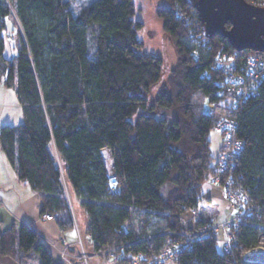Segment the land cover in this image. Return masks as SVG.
I'll return each instance as SVG.
<instances>
[{
    "label": "trees",
    "instance_id": "1",
    "mask_svg": "<svg viewBox=\"0 0 264 264\" xmlns=\"http://www.w3.org/2000/svg\"><path fill=\"white\" fill-rule=\"evenodd\" d=\"M165 1L157 16L178 61L151 103L164 63L143 51L134 0H96L77 15L73 0H0V77L15 89L24 117L17 127H0V150L18 179L40 195L41 214L50 213L64 232L76 231L77 200L96 253L108 247L121 261L160 255L176 241L185 212L214 214L199 210L216 166L209 141L215 121L203 109L220 90L215 59L233 48L206 34L192 0ZM245 1L264 6V0ZM10 26L18 45L13 60L4 57ZM157 108L173 115L158 117ZM242 110L243 148L233 172L264 207V83ZM136 214L146 222L157 217L161 226L141 237L133 229ZM234 230L240 255L258 244L264 220ZM21 254L56 264L32 225L0 234L2 257ZM177 264L234 263L217 251V236H205Z\"/></svg>",
    "mask_w": 264,
    "mask_h": 264
},
{
    "label": "built area",
    "instance_id": "2",
    "mask_svg": "<svg viewBox=\"0 0 264 264\" xmlns=\"http://www.w3.org/2000/svg\"><path fill=\"white\" fill-rule=\"evenodd\" d=\"M261 7L264 8V6ZM214 68L221 73L222 81L217 99L210 106L209 115L215 121V129L221 134L222 147L216 161L213 182L222 188L230 209L234 213L233 218L216 224V217H206L198 210H190L180 216L182 232L173 234L177 236L176 241L168 245L160 255L148 258L135 256L121 261V255L104 247L95 255L103 256L102 264H108V260L109 264H177L180 255L191 249L196 240L220 234L224 237L223 253L230 257L234 264H264V235L260 237L256 246L240 255L235 250V227L242 223L264 220V207L251 198L233 172L234 162L243 148V142L237 137L242 109L248 100L258 96L259 88L264 83V51L221 52L215 59ZM111 178L113 179V176ZM113 186L116 184L113 183ZM41 219L52 221L53 216L45 212L41 214ZM77 233L79 235L78 230ZM145 240L148 241L149 238ZM77 245L80 248V258L83 263L89 264L91 257L87 256L80 238ZM66 256L67 253L64 251L62 257L65 259Z\"/></svg>",
    "mask_w": 264,
    "mask_h": 264
},
{
    "label": "rangeland",
    "instance_id": "3",
    "mask_svg": "<svg viewBox=\"0 0 264 264\" xmlns=\"http://www.w3.org/2000/svg\"><path fill=\"white\" fill-rule=\"evenodd\" d=\"M96 0H73L71 11L74 15H77L82 8L92 5ZM135 7H136V17L135 19L138 20L142 24V28L138 31V37L143 44V51L149 54H154L156 56L161 57L164 63V75L162 82L154 89L151 97L150 102L153 103L157 94L161 90L163 86L167 84L168 78L175 68L178 56L177 51L173 42L170 40L169 36L163 30L162 21L157 16V10L167 6V2L165 0H134ZM9 27V35L6 36V48L4 52V57L8 60H13L18 53V45L15 39L16 33L15 29ZM8 88V87H7ZM7 96L4 99L3 104L7 105V109L12 116L13 119L23 117V110L20 102L18 100L17 94L15 89L8 88ZM210 108V104L208 102L205 103L204 112L208 113ZM155 115L158 117L162 116H172L173 113L165 112L164 110L158 109L154 112ZM10 122V121H9ZM14 122V121H12ZM13 125L5 124L3 126H13L17 127L20 123H11ZM2 126V127H3ZM1 127V126H0ZM210 141V150L211 155L214 158V164L219 158L221 147H222V138L221 134L216 130H212L209 135ZM106 163L109 167H111L112 160L108 152H105ZM213 175L212 179L209 180L203 187L204 197L200 201L199 210L203 208H210L214 209L217 208L218 213L213 214L211 216L216 217V224L224 223L231 218H233L234 213H232L230 209V204L224 196L223 190L220 186H217L213 182ZM213 189H218L222 191L223 198L219 196H213L212 191ZM212 195V197H211ZM211 198V201L209 200ZM76 214L78 217L79 224L84 227L85 223H88V217L85 214L84 210L80 207H77ZM210 215H206L208 217ZM135 233L142 237V233L146 231H153L158 229L161 225L160 219L154 217L153 219L146 222V219L135 215V219L133 220ZM179 225H180V217H179ZM82 233L80 238L86 240L87 233L84 228H82ZM193 231L192 229H190ZM180 230L179 233H181ZM177 237V236H176ZM223 234L217 236V251L222 253L223 252ZM80 249V248H79ZM96 251L91 245V240L88 236V256L96 257L97 260H90V264H102L103 263V256L100 254L99 256H95ZM111 261V260H110ZM109 264V260L107 261ZM171 264V263H170Z\"/></svg>",
    "mask_w": 264,
    "mask_h": 264
},
{
    "label": "crops",
    "instance_id": "4",
    "mask_svg": "<svg viewBox=\"0 0 264 264\" xmlns=\"http://www.w3.org/2000/svg\"><path fill=\"white\" fill-rule=\"evenodd\" d=\"M7 89L8 88L4 84V78L0 77L1 127L5 124L13 125L11 123L15 122L22 124L24 121V117L13 119L7 109V105L5 106V104H3L8 93ZM212 195L223 198L222 191L218 189H213ZM0 196L2 199V203L0 204V234L8 229H11L12 227L19 228L23 224L32 225L39 235L40 242H42L48 248L56 264H84L83 260L80 258V249L77 245L78 239L82 233V226L79 224L75 210L77 207H80L79 202L77 200H73L72 204L76 229L78 230L79 235L77 230L69 232L62 231L54 220L42 221V200L40 195L34 192L28 184H25L18 179L15 169L12 167L5 154L1 150ZM209 200L211 201V198H209ZM213 212L214 214L218 213L217 208H214ZM87 227L88 223L86 222L82 228H84L86 231ZM80 239L88 256V235L85 242L82 237ZM64 251L67 253L65 259L62 257V253ZM90 257L92 260H97L96 257ZM0 264H39V262L37 257L33 254H21L18 258L2 257L0 255Z\"/></svg>",
    "mask_w": 264,
    "mask_h": 264
},
{
    "label": "water",
    "instance_id": "5",
    "mask_svg": "<svg viewBox=\"0 0 264 264\" xmlns=\"http://www.w3.org/2000/svg\"><path fill=\"white\" fill-rule=\"evenodd\" d=\"M192 3L209 37H223L237 52L264 51V8L245 0H192Z\"/></svg>",
    "mask_w": 264,
    "mask_h": 264
}]
</instances>
